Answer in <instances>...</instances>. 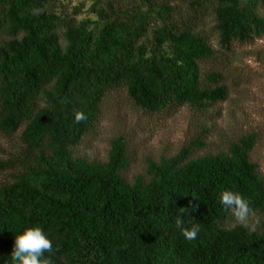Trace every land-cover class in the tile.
<instances>
[{
	"label": "trees",
	"instance_id": "16d2710c",
	"mask_svg": "<svg viewBox=\"0 0 264 264\" xmlns=\"http://www.w3.org/2000/svg\"><path fill=\"white\" fill-rule=\"evenodd\" d=\"M84 6L0 0V135L19 137L18 150L0 156L9 172L0 264H10L15 233L34 225L53 241L50 264H264V223L244 227L219 201L233 190L264 213V179L250 158L256 133L195 155L209 131L199 122L175 154L146 157L132 181L123 134L104 160L76 153L119 90L147 114L187 107L201 118L227 101L226 74L201 64L216 47L230 53L264 37V0H92L78 18ZM75 111L87 119L76 123ZM177 217L200 225L195 241Z\"/></svg>",
	"mask_w": 264,
	"mask_h": 264
},
{
	"label": "rangeland",
	"instance_id": "374dc122",
	"mask_svg": "<svg viewBox=\"0 0 264 264\" xmlns=\"http://www.w3.org/2000/svg\"><path fill=\"white\" fill-rule=\"evenodd\" d=\"M74 1L85 5L78 18L87 15L85 9L92 0ZM232 48V52L226 53L216 47L214 58L201 64L203 70L223 71L229 82V99L213 106L211 114L199 118L187 107L147 114L134 109L125 92L119 90L121 96L107 102L99 124L83 137L76 153L89 159L104 160L110 140L116 133L123 134L127 138L131 161L125 175L132 181L135 176L146 173V157L158 159L175 154L201 122L207 124L209 131L206 134L200 132L206 137L205 146L195 155L225 150L230 141L250 132L256 133L250 158L264 179V37ZM18 147L17 134L10 138L0 135V156H3L1 150L16 152ZM8 176V171L0 173V181ZM262 222L264 213L252 214L249 218L251 228Z\"/></svg>",
	"mask_w": 264,
	"mask_h": 264
},
{
	"label": "clouds",
	"instance_id": "9594fccd",
	"mask_svg": "<svg viewBox=\"0 0 264 264\" xmlns=\"http://www.w3.org/2000/svg\"><path fill=\"white\" fill-rule=\"evenodd\" d=\"M74 119L80 123L87 119L83 111H75ZM219 201L223 209L234 220L244 226H249V218L252 215L250 201L240 192L224 190L220 193ZM185 214L187 209L185 208ZM176 226L181 229V235L186 241H195L201 231L199 224L185 228L183 219L177 217ZM53 251V241L49 234L39 225L25 227L15 233L14 247L10 254V264H50L45 253ZM8 264V262H6Z\"/></svg>",
	"mask_w": 264,
	"mask_h": 264
}]
</instances>
